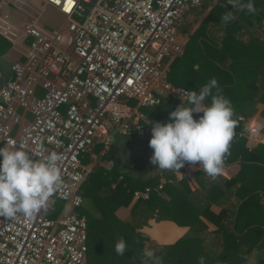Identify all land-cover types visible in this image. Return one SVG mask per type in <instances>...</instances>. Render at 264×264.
Listing matches in <instances>:
<instances>
[{
    "label": "built area",
    "instance_id": "2783aa9c",
    "mask_svg": "<svg viewBox=\"0 0 264 264\" xmlns=\"http://www.w3.org/2000/svg\"><path fill=\"white\" fill-rule=\"evenodd\" d=\"M67 16L65 29H47L32 18L9 20L0 1V33L22 42L26 52L0 71V143L21 164L17 175L36 196L27 213L0 214V264H85L87 218L83 154L97 141L109 144V129L143 130L131 101L151 107L189 91L167 79L166 61L181 55L177 25L203 0H40ZM30 115V118H28ZM244 120L243 117H239ZM170 149L190 147L173 121H159ZM264 129L263 123L260 127ZM156 188L133 192L148 198ZM63 207L49 218L53 202Z\"/></svg>",
    "mask_w": 264,
    "mask_h": 264
},
{
    "label": "trees",
    "instance_id": "16d2710c",
    "mask_svg": "<svg viewBox=\"0 0 264 264\" xmlns=\"http://www.w3.org/2000/svg\"><path fill=\"white\" fill-rule=\"evenodd\" d=\"M213 2L203 0L200 6L204 11ZM263 22L264 0H217L192 33L189 28L181 29L188 39L167 74L172 84L189 91L188 105L202 100L208 113L202 120L187 116L185 105L174 98L144 110L155 125L160 118L173 121L181 134L189 138L188 149L170 150V161L178 170L192 158L207 165L211 159L227 164L239 161V173L245 179L233 194L235 202L231 208H224L219 214L209 209L214 192L226 194L220 184L207 186L200 180L206 197L205 203L200 204V200L191 198L193 192L185 178L167 176L159 191L152 190L148 198L136 200L130 218L121 220L115 211L130 203L135 190L156 188L159 178L140 180L124 175L118 179L114 170L95 171L89 175L83 193L87 205L77 210L87 218L85 264H264V144L249 149L246 139L238 136L239 132H246L238 115L250 117L256 113V105L264 103V34L260 33ZM10 46L0 34V58ZM214 118L216 122L211 128L207 123ZM232 138L237 141L234 147H230ZM107 154L112 155L108 151ZM1 174L0 170V177ZM217 177L226 188L236 182L234 177ZM102 183L107 190H101ZM21 190L14 201L5 195L1 198V211L30 210L24 200L36 196L37 188H28L22 181ZM57 201L60 200L53 204ZM59 212L54 208L47 216L55 218ZM149 218L171 220L191 228L199 226L204 234L190 232L173 244H152L149 236L138 230ZM202 218L213 222L216 229L208 231ZM208 235H214L220 248L206 244Z\"/></svg>",
    "mask_w": 264,
    "mask_h": 264
},
{
    "label": "crops",
    "instance_id": "0c3cea01",
    "mask_svg": "<svg viewBox=\"0 0 264 264\" xmlns=\"http://www.w3.org/2000/svg\"><path fill=\"white\" fill-rule=\"evenodd\" d=\"M0 1L3 3L4 10L9 15L10 22L16 26H22L26 24L30 19L34 18L40 26L47 29L66 28L68 22L67 16L53 5L44 3L40 0ZM214 1L216 2L217 0ZM215 2L203 11H206L204 17L207 15L209 9L215 4ZM185 15L180 19L177 25L178 37L179 40L182 41L184 46L188 39V36H183V34L181 33V29L189 28L190 32L192 33L204 19L203 17L196 27H183L180 25V23ZM0 25L2 27L5 26V24L2 22H0ZM260 33L264 34V22L263 31H260ZM0 34L3 35L2 33ZM5 38L10 42L11 46L8 52L0 58V71L4 75H7L10 73L13 61L23 57L24 53L26 52V46L22 42L13 41L8 37ZM178 56L180 55H177L176 57ZM176 57L166 61L165 68L167 70V74L169 72L171 62ZM195 67H197V65H195ZM180 103L185 105L187 116H194L197 119L202 120L203 116L208 113V108L202 100H198L192 105H188L186 103V100ZM130 104L132 105V116L129 119L130 121H132L136 117L137 112L144 114V118L139 119V123L140 125H142L143 130L148 133V135L144 137L146 141L144 143V147L141 149L140 154H138L136 162L131 163L129 167H123L122 165H117L116 163L111 164V160L114 156L113 154L109 156L107 154V151L109 152L110 138H118L119 135L117 136L116 132L119 131L120 133L123 130H113L112 128H110L108 133L109 144L107 147L102 140H97L83 154L82 163L86 168V179L81 186L82 197L88 184L87 179L91 173L95 171L106 173L114 170L115 174L118 175V179H122L124 175H131L132 177L140 180H148L158 177L160 183H164L166 178L172 176L176 179L185 178L188 182L190 190L193 192L191 198H197L198 200H200V204H204L206 198L204 197V190L201 187V183H205V185L207 186L213 183H218L223 187L222 190L223 192H226V194L224 196L221 195L220 190L212 194V198L214 199V201H212L210 204V211L214 214H219L222 209L227 207L231 208L232 204L235 202V196L233 194L245 179V176L239 173L241 166L239 161L227 164L225 161L218 162L215 159H211L209 161L210 165H207L201 159L192 158L186 165L183 166L182 170H178L170 161L171 149L169 148L167 140L163 135L162 129L159 125V121L163 119L160 118L158 120V125H155V122L153 123L151 121L148 111L147 113H145L144 111L145 109L147 110V107H138L134 101H131ZM256 107V113L250 117L238 115V119L239 117L244 118V120H239L243 123V126L246 129L245 133L239 132L238 136H243L246 139L245 145L249 149L259 144H264V129L255 128L258 126L260 127V125H262L263 123L264 115L262 111L264 109V103L259 102ZM28 118H30V115H28ZM215 122L216 118L212 119L211 123H207V125L212 128ZM187 139L189 140V138ZM189 143L191 144L190 140ZM236 143V138H232L230 147H234ZM214 146H218V144L215 143ZM15 158L16 154L14 155V158H11L8 148L0 143V170L2 173L0 177V204L1 198H3L4 195L8 199H10V201H14V199L19 197L22 193V179L16 173L21 164L15 161ZM200 173H203V175H200ZM217 175H220L225 179H231L234 177L236 178V182L232 186L226 188L224 187V185H222V179L217 177ZM116 183L117 179L111 183V189L115 187ZM104 189L107 190L106 185L103 184L101 186V190ZM83 202L84 203L82 205H87V201L84 200ZM134 203L135 200L132 198L128 205L120 206L115 211V215L121 220H128L130 218L131 208ZM4 212L1 211L0 207V214ZM202 219L208 225V231H213L216 229V225L213 222H210L206 218ZM138 230L147 234L150 238L151 243L156 245L173 244L178 239L185 236L186 234H189L190 232H192L193 234H195L196 232L204 234V232L201 231V227L199 226L191 228L186 225H178L171 220H156L154 218H149L147 224L139 227ZM206 244L211 248H220V243L214 239V235L207 236ZM252 262L253 261L251 260V263Z\"/></svg>",
    "mask_w": 264,
    "mask_h": 264
},
{
    "label": "water",
    "instance_id": "95a60500",
    "mask_svg": "<svg viewBox=\"0 0 264 264\" xmlns=\"http://www.w3.org/2000/svg\"><path fill=\"white\" fill-rule=\"evenodd\" d=\"M118 138H110L109 153L113 154L111 164L116 163L123 167H129L131 163L136 162L138 154L146 142L144 137L148 135L144 130H127L119 133Z\"/></svg>",
    "mask_w": 264,
    "mask_h": 264
},
{
    "label": "rangeland",
    "instance_id": "374dc122",
    "mask_svg": "<svg viewBox=\"0 0 264 264\" xmlns=\"http://www.w3.org/2000/svg\"><path fill=\"white\" fill-rule=\"evenodd\" d=\"M215 2V1H214ZM213 2V3H214ZM206 11L203 12L202 6H198L195 9L190 10L185 17L181 20L180 25L183 27H188V26H194L196 27L198 25V23L202 20V18L204 17ZM194 24V25H192ZM61 202L57 201L53 204L55 210L57 212L60 211V206Z\"/></svg>",
    "mask_w": 264,
    "mask_h": 264
}]
</instances>
